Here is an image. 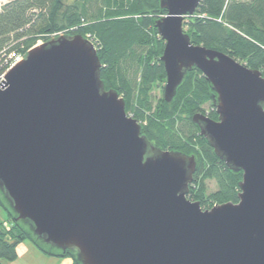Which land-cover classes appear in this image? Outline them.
Listing matches in <instances>:
<instances>
[{"label":"water","instance_id":"1","mask_svg":"<svg viewBox=\"0 0 264 264\" xmlns=\"http://www.w3.org/2000/svg\"><path fill=\"white\" fill-rule=\"evenodd\" d=\"M200 0H159L163 99L198 68L217 118L192 122L216 156L241 171L237 202L203 209L186 197L193 154L142 134L81 34L36 43L0 80V190L17 220L80 264H264V77L190 41Z\"/></svg>","mask_w":264,"mask_h":264},{"label":"trees","instance_id":"2","mask_svg":"<svg viewBox=\"0 0 264 264\" xmlns=\"http://www.w3.org/2000/svg\"><path fill=\"white\" fill-rule=\"evenodd\" d=\"M166 13L159 0H9L0 8V75L9 55L23 54L40 39L58 34L94 35L101 61L100 78L106 89H115L125 111L141 125V132L162 149L196 158V169L186 197L203 209L223 202H237L241 171L219 159L192 115L217 114L213 90L196 67L188 70L170 102L163 99L165 70L160 55L164 40L154 27ZM184 32L194 44L224 52L264 77V0H200L194 13L184 18ZM157 92L159 95H157ZM208 180L216 189L208 191ZM0 264L14 260L16 246L29 240L47 256H69L80 264L74 249L62 250L37 237L24 220H17L0 190ZM9 226H4V221Z\"/></svg>","mask_w":264,"mask_h":264},{"label":"rangeland","instance_id":"3","mask_svg":"<svg viewBox=\"0 0 264 264\" xmlns=\"http://www.w3.org/2000/svg\"><path fill=\"white\" fill-rule=\"evenodd\" d=\"M9 1V0H6ZM68 2H71L72 0H66ZM2 2V0H0ZM44 40L40 39L37 43H40ZM157 95L159 93L157 92ZM209 106H205L207 114L210 109H208ZM208 191H211L213 189H216V186L214 184V181L208 180ZM7 219L6 212L0 208V221ZM9 226V223L4 221V226ZM16 252L17 256L14 260L11 261H3L4 264H69L71 263V258L69 256L64 257H52L47 256L38 251L35 246L32 244L29 240H23L18 243L16 246Z\"/></svg>","mask_w":264,"mask_h":264},{"label":"built area","instance_id":"4","mask_svg":"<svg viewBox=\"0 0 264 264\" xmlns=\"http://www.w3.org/2000/svg\"><path fill=\"white\" fill-rule=\"evenodd\" d=\"M7 1L6 0H2V2H0V8L1 6L6 3ZM87 40H89L93 46L95 47V49H97V45H98V41L97 39L94 37V35H91V34H87V36L85 37ZM24 55L23 54H17V55H14L13 53H11L9 55V60L5 61V70L2 72V74L0 75V80L1 78L3 77L4 73L9 69L11 68L18 60H20Z\"/></svg>","mask_w":264,"mask_h":264}]
</instances>
